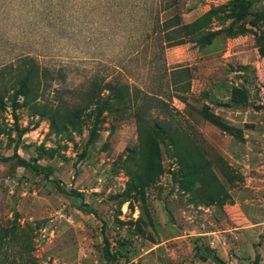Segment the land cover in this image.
Returning <instances> with one entry per match:
<instances>
[{"label":"rangeland","instance_id":"374dc122","mask_svg":"<svg viewBox=\"0 0 264 264\" xmlns=\"http://www.w3.org/2000/svg\"><path fill=\"white\" fill-rule=\"evenodd\" d=\"M23 77L16 117L0 108V236L32 264L104 263L100 221L56 183L129 264H211L199 243L264 264V0H0V92ZM138 91L159 99L140 126Z\"/></svg>","mask_w":264,"mask_h":264},{"label":"trees","instance_id":"16d2710c","mask_svg":"<svg viewBox=\"0 0 264 264\" xmlns=\"http://www.w3.org/2000/svg\"><path fill=\"white\" fill-rule=\"evenodd\" d=\"M253 26L255 23L254 21L250 22ZM186 32L185 35H190V26H183L182 27ZM184 40L178 41L174 45H178L183 43ZM174 72V71H173ZM30 94V80L28 77H23L18 81V88L14 90L13 88H4L3 92H0V108L2 110L6 109L5 99L10 100L12 105V113L14 115L17 108L21 105L18 104V100L20 98L26 99ZM139 94H142L140 96ZM125 95V94H124ZM127 95V92H126ZM135 97V101L139 100L140 98L143 100L141 104L135 108V116L138 120L139 126L140 124L146 119L145 114L147 113V108L144 105L152 103L154 100H159L149 94L142 93L138 91V94H133ZM123 96L118 95L117 100L122 101ZM183 101V98H179ZM105 110L104 106L101 105L97 108H94L91 113L93 114L94 119V127L92 130V134L96 130L97 123L99 121V117L102 115L103 111ZM15 116V115H14ZM16 117V116H15ZM16 121V118H15ZM158 123V122H157ZM153 124L152 131L155 133H160V126L159 124ZM17 137L21 139L24 135L26 130H19L18 126H16ZM16 159V164L18 167L23 169H28L34 175L40 176L42 175L44 178H48L53 174V168L50 166H41L37 162H31L28 160L23 159L22 157L18 156L16 153L12 157L5 158L7 161ZM57 191L65 193L67 196L73 199L74 206L81 211L84 215H88L94 217L100 221V233H101V255L103 259V264H129V255L130 251L126 248L124 240H116V246L113 247L106 229H107V222L99 217L97 212L87 203L84 202V194L79 192L78 190H71L66 191L62 186L56 183ZM19 229V228H18ZM9 230H5L2 237L0 236V264H32L31 257L26 252L23 253V249L20 250L17 247V243L15 242L16 238L12 235H9ZM264 240V238H263ZM196 241H199L198 239ZM198 243V242H196ZM31 251V248H30ZM196 254L203 259L204 261L209 260L211 264H227L223 259H221L216 252L208 246L203 245L202 243L196 244ZM123 261V262H122ZM260 261L259 256H256L254 263L258 264Z\"/></svg>","mask_w":264,"mask_h":264}]
</instances>
